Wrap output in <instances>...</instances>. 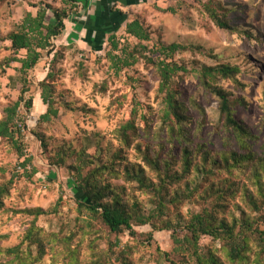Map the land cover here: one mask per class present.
Listing matches in <instances>:
<instances>
[{"label":"rangeland","instance_id":"obj_1","mask_svg":"<svg viewBox=\"0 0 264 264\" xmlns=\"http://www.w3.org/2000/svg\"><path fill=\"white\" fill-rule=\"evenodd\" d=\"M53 3L61 4L60 0ZM42 4L46 2L0 0V62L12 56L8 43L3 41L5 36L21 23L27 11L35 13L43 8ZM212 12L225 17L234 30L217 29ZM71 14L73 24L69 19L68 30L52 41V52H43L25 79L20 80L17 63L4 71L0 68V120L5 109L18 100L23 85L26 87L16 111L15 120L21 126V136L15 140L17 147L10 140L0 139V188L7 189L0 208V249L19 246L20 251L30 255L31 264H171L172 260L175 264H196L183 249L179 250L182 254L173 252L171 231L161 230L162 226L171 224L182 241L188 236L185 227L191 216L205 210L216 211L215 217L228 223L249 217L258 220L260 229H264L260 220L264 217V202L251 184V164L245 172L227 174L204 163L206 169L213 170V177L204 180L197 175L191 189L180 195L176 203L171 199L176 186L171 184L163 196L162 208L157 206L158 194L154 190H143L124 178L104 176L102 185H109L120 194L122 205L132 215L135 235L128 231L109 233L100 221L90 218L77 206L82 195L72 180L77 174L85 176L97 161L105 162L114 152L125 157L124 163L139 164L141 176L155 186L160 183L158 175L144 163L143 155L157 159L161 169L167 162L171 173L179 170V153L185 143L170 140L162 128L159 80L155 68L145 60L159 59L158 54L149 53L155 47L178 44L184 50L176 52L171 60L184 65L188 73L175 76L173 87L187 109L189 120L185 131L191 157L200 162L204 151H210L213 158L228 150L245 153L224 131L217 98L207 94L199 82L202 67L235 66L239 69L236 79L241 86L228 79H217L214 85L229 92L232 99L245 101L244 106L234 107V117L256 137L249 142L264 188V0H146L113 14L103 26L102 21L101 26L94 22L98 19L93 15L75 14V11ZM132 20H138L147 30L149 41L141 44L125 33L126 23ZM46 22H50L49 18ZM111 36L121 51L126 50V54L121 51L113 54L121 57L131 54L136 58L135 64L115 72L107 57L110 50L107 40ZM55 52L57 58L52 61ZM23 54L20 52L18 56ZM49 73L52 107L57 116L43 122L39 118L47 106L40 98V83ZM28 101L29 109L24 105ZM128 121H134L136 131L131 146L123 147L117 130ZM68 145L71 150H64L59 164L56 152ZM81 148L86 152L79 158L77 152ZM93 155L96 158L91 165L86 159ZM26 159L29 162L24 168ZM77 165L79 171L75 169ZM183 183H179L182 190ZM211 183L224 189L230 187L231 194L219 197L209 189ZM111 195L109 192L108 196ZM253 201L257 202L256 211ZM37 210L40 214L35 218ZM34 219L47 244L40 259L36 246L23 241ZM138 219H147L146 224L140 225ZM223 245L221 240L203 236L199 251L212 252L226 264ZM70 252L77 256L73 263ZM249 256L247 263L239 264H254L255 256L252 253ZM11 258L0 254V264H10Z\"/></svg>","mask_w":264,"mask_h":264},{"label":"trees","instance_id":"obj_2","mask_svg":"<svg viewBox=\"0 0 264 264\" xmlns=\"http://www.w3.org/2000/svg\"><path fill=\"white\" fill-rule=\"evenodd\" d=\"M159 1V0H156ZM76 0H70L72 6H74ZM45 9L37 11L35 16L31 13H26L21 23L11 32H9L3 41L10 43L9 50L12 56L3 59L0 62L1 71L9 68L10 64L17 63L19 67L17 69L20 80L26 78L27 73L32 70L41 60L42 53H51L54 46L53 40L62 35L65 30L64 21L68 18L69 13L66 9H56L50 5H45ZM46 11L52 12L53 23L46 22ZM211 18L217 29L222 31L231 32L234 29L229 25L225 17L211 13ZM125 33L137 40L139 43L149 41L150 35L147 30L142 26L138 20H132L125 25ZM108 44L110 50L107 53V57L111 62L112 68L115 72L120 71L125 67H130L136 62V58L131 54L124 57L114 55L116 51H121L118 47V43L115 41V37L108 38ZM145 49L144 47H141ZM125 49V48H124ZM122 50L121 54H126V50ZM184 48L178 44H170L169 46L159 48H153L149 50L150 55L158 54L159 59L147 58V63L151 64L155 70L159 80L157 92L162 98L163 110L160 117V122L163 125V129L166 130L170 140H178L180 144H184L179 153L180 168L177 171H169V163H163V169L159 165L157 159H152L146 154L143 155L144 163L154 170L160 181L159 185H153V183H147L145 178L141 176L143 173L142 168L137 163H124L125 157L120 152H114L108 157V159L97 164L93 169L85 176L77 174L75 179H72L75 188L80 191L82 199L77 200V206L80 209H84L90 218H96L101 222L103 226L108 229L109 233L122 234L125 231L130 232L131 235H135L131 221L132 215L122 205L121 195L112 191L109 185H102L103 177L109 178H124L127 182H135L143 190H154L157 196V206L162 208L163 196L167 194L168 187L174 184L176 188L171 194V199L174 203L178 202V198L184 192H188L191 189V185L194 183L197 175H201L202 179L207 180L213 177V170L206 169L204 163H209L210 167H215L220 172L231 174L233 171L241 170L245 172L248 165L251 164L253 178L250 180L251 184H254L257 188V196L264 202V188L261 183V173L253 162L255 153L251 152L252 145L249 141L256 139L245 126L238 122L234 117V107L244 106V99H232L231 94L226 90L215 86L217 79L232 80L235 84L241 86L236 77L239 74V69L235 66L222 65L218 68L202 67L199 71V82L201 87L207 94H213L218 100V111L223 118V129L231 135L232 139L238 145L239 149L245 151L244 154L238 153L234 150H228L218 154V158H213L210 151H204L201 155V161L196 162L195 158L191 157V151L186 142L189 141L185 126L189 118L186 116L187 109L182 101L179 99V92L173 87V79L178 74H187V68L184 65L171 60V57L178 51H182ZM23 52V56L19 57L18 54ZM52 61L56 60L57 52L52 57ZM50 73L40 83L41 94L40 98L44 105L47 106L46 112L40 116L39 121L47 122L51 117L57 116V111L52 107V86L49 84L51 79ZM12 79V77H10ZM24 82V81H23ZM26 92V87L21 90L18 100L11 106L5 109L4 116L0 120V139L10 140L17 144L15 140H18L21 136V126L19 127L16 122V111L23 101L22 95ZM27 109L30 108V102H24ZM202 110H200L201 112ZM203 114V112H202ZM136 127L134 121H128L124 125L120 126L117 130L118 138L123 147H130L134 139ZM226 141L231 142L228 138ZM41 146L46 148V144L43 140H40ZM17 147V145H16ZM264 147V146H263ZM69 152L70 146H66L60 152L57 151L55 158L59 164L62 162V157L65 151ZM141 151V147H139ZM86 152V149H80L78 151V157ZM215 156V155H214ZM96 156L86 159L89 164H94ZM84 161V160H83ZM119 161V162H118ZM29 160L26 159L23 163V167L28 164ZM77 171L80 170V165L75 166ZM264 171V169H262ZM184 181V189L182 190L179 183ZM209 189L212 193H217L219 197L229 196L230 187L224 189L223 186L211 183ZM112 192L111 196L108 193ZM7 193V189L0 188V208L3 207V196ZM253 210H258L257 202H252ZM216 213V211H213ZM211 211H203L201 214L192 215L188 223L186 224V232L188 236H185L180 241L176 236V228H172L171 224L168 226H162L161 230L171 231V239L173 241V252L182 254L180 249L188 252V255L195 260L196 264H224L222 261L212 252L203 254L199 251V240L203 236L211 237L214 240H221L223 242V252L226 264H239L247 263L250 260L249 254L252 253L255 257L254 264H264V229H260L258 220L250 219L249 217L242 216L239 220H232L231 223L226 222L224 219H217L214 213ZM40 214V211H35V218ZM139 224H146L147 219H138ZM263 220L264 227V217ZM154 229L157 227L154 225ZM23 241L28 242L30 245H35L37 248V258L40 259L46 250V241L42 236V231L35 226V219L29 224L26 229ZM252 247H254L252 249ZM70 259L72 263L76 260V253L70 252ZM0 254L12 257L10 264H31L33 260L29 254H24L20 251L19 246L14 248H7L5 250L0 249ZM184 258L183 256H181ZM36 260V258L34 259ZM172 260V259H171ZM171 264H175L174 261H169ZM74 264V263H73Z\"/></svg>","mask_w":264,"mask_h":264},{"label":"crops","instance_id":"obj_3","mask_svg":"<svg viewBox=\"0 0 264 264\" xmlns=\"http://www.w3.org/2000/svg\"><path fill=\"white\" fill-rule=\"evenodd\" d=\"M44 1L46 2V4H42L43 5L42 9H45L44 8L45 5L50 4V6H52L53 8H56V9H60L61 5H62L63 8H61V9L67 10V13H69V16L64 21V24H65V30L64 31L66 32V30H68V25H67L68 20L70 19L71 24H73V22H74V20H73L74 18L72 19L70 16L71 11H73V12L75 11V14H80V13L81 14H87L90 17H91V15H93L94 18L98 19L97 21H94V22H96V24L99 22V24L101 26L100 22L102 21L103 22L102 26H103L104 23H107L108 21L111 20L113 14L118 13V12H124V10H127L130 7H134L138 4H141L142 2L144 3L146 0H82V2L80 0H76L74 6L71 5L70 0H60V2H61L60 5L53 3V1H55V0H44ZM39 10H37V11H39ZM37 11L35 13H32L31 11H27L26 13H31L33 16H35ZM49 12L50 11H46V20H47V18H49V21H50L49 23H53L54 19L53 18L50 19V17L52 16V12H51V15ZM71 15H73V14H71ZM48 16H50V17H48ZM75 21H77V20H75ZM70 28H72V27H70ZM5 42L8 43V46H10V43L8 41H5ZM17 65L19 66V64H17Z\"/></svg>","mask_w":264,"mask_h":264},{"label":"built area","instance_id":"obj_4","mask_svg":"<svg viewBox=\"0 0 264 264\" xmlns=\"http://www.w3.org/2000/svg\"><path fill=\"white\" fill-rule=\"evenodd\" d=\"M22 1H24V0H15L16 3H20Z\"/></svg>","mask_w":264,"mask_h":264}]
</instances>
